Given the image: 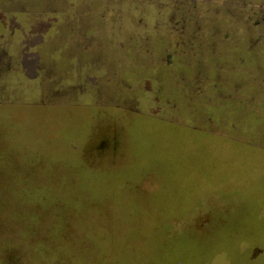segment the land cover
<instances>
[{"label": "rangeland", "instance_id": "obj_1", "mask_svg": "<svg viewBox=\"0 0 264 264\" xmlns=\"http://www.w3.org/2000/svg\"><path fill=\"white\" fill-rule=\"evenodd\" d=\"M0 264H264V0H0Z\"/></svg>", "mask_w": 264, "mask_h": 264}]
</instances>
